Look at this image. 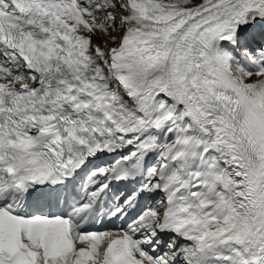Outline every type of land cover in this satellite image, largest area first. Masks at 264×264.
Instances as JSON below:
<instances>
[{
    "label": "snow or ice",
    "instance_id": "snow-or-ice-1",
    "mask_svg": "<svg viewBox=\"0 0 264 264\" xmlns=\"http://www.w3.org/2000/svg\"><path fill=\"white\" fill-rule=\"evenodd\" d=\"M0 264H264V0H0Z\"/></svg>",
    "mask_w": 264,
    "mask_h": 264
}]
</instances>
